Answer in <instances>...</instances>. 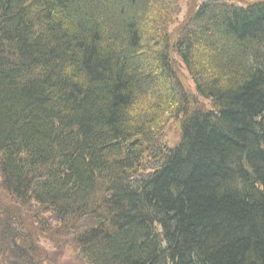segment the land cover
<instances>
[{"label": "trees", "instance_id": "trees-1", "mask_svg": "<svg viewBox=\"0 0 264 264\" xmlns=\"http://www.w3.org/2000/svg\"><path fill=\"white\" fill-rule=\"evenodd\" d=\"M181 12L0 0L1 186L85 264H264V0H203L170 34ZM14 216L0 204V264H40Z\"/></svg>", "mask_w": 264, "mask_h": 264}, {"label": "rangeland", "instance_id": "rangeland-1", "mask_svg": "<svg viewBox=\"0 0 264 264\" xmlns=\"http://www.w3.org/2000/svg\"><path fill=\"white\" fill-rule=\"evenodd\" d=\"M203 0H172L180 10L181 13L177 15V23L169 28L168 32L172 34L174 29L181 24L182 20H186L190 14L191 9L201 3ZM236 4H243V0H232ZM173 65L177 76L181 79L183 86L195 97V101L201 104L202 107L211 109V103L204 98L198 97L195 86L193 85L191 76L188 75L186 68L182 65L179 58L174 55ZM163 141L168 146H175L180 139V121L170 119L167 126L163 129ZM1 181V178H0ZM0 204L12 215L14 222L18 219V223L12 225L10 234H20L19 240V254L22 258L38 257L40 264H85L79 251L72 245L71 234L60 229L58 223L49 214L36 207V205L24 206L17 203L11 196L3 190L0 182ZM29 207V208H28ZM1 217L5 218V216ZM29 251V252H27ZM3 255L0 253V261ZM41 258V259H39ZM11 260V258H10Z\"/></svg>", "mask_w": 264, "mask_h": 264}]
</instances>
